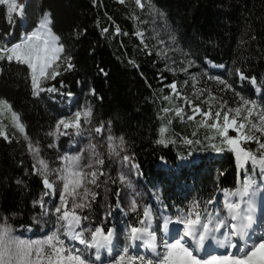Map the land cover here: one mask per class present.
<instances>
[{
  "label": "trees",
  "instance_id": "trees-1",
  "mask_svg": "<svg viewBox=\"0 0 264 264\" xmlns=\"http://www.w3.org/2000/svg\"><path fill=\"white\" fill-rule=\"evenodd\" d=\"M26 1V28L33 27L37 17L48 10L51 27L64 46L62 59L67 64L66 58L71 57L73 67L68 70L61 66L64 71L53 84H64L63 90L72 92L76 102L83 95L88 97L93 122L108 125L115 136L123 138L126 153L138 166L145 189L167 210L165 216L172 217L174 208L189 212L195 205L203 213L220 191L237 187L249 168L240 170L233 152H216L212 148V144L222 145L219 137L207 138L214 136L215 130L202 126L201 117L189 120L185 112L177 115L178 100L165 99L169 97L166 85L176 78L165 71L151 45L142 47L135 38L145 27L147 5L138 8L134 0ZM143 2L150 3L159 13L175 46L207 70L208 77L202 76L198 89L218 104L219 110L240 106L237 92L264 108V0ZM18 33L12 19H8L7 7L0 5V48L16 43ZM5 36H9L7 45L1 42ZM206 61L222 65L223 69H209ZM237 69L245 77L256 79L259 94L250 79H240ZM219 80L231 85V89ZM57 96L48 91L33 95L28 67L0 59V99L17 112L25 135L50 163L55 162L56 153L51 148L49 133L64 112ZM223 102L225 108H221ZM166 108L170 111L165 112ZM9 112L0 104V127L15 133ZM161 128L166 129L163 137ZM15 134L9 140L0 136V221L14 229H36L34 220L40 215L38 202L42 201L44 189L41 178L32 169L21 133ZM256 135L264 142V136ZM161 138L166 144L157 143ZM187 140L192 143H186ZM243 147L259 157L254 141L244 143ZM213 153L221 155L209 156ZM194 156L199 158L196 163L191 162ZM179 158L187 160L188 166L185 163L177 167ZM161 160L169 168L158 166ZM251 172H256L253 166ZM108 185L115 190L113 180ZM141 219L139 211L129 225L141 227Z\"/></svg>",
  "mask_w": 264,
  "mask_h": 264
},
{
  "label": "snow or ice",
  "instance_id": "snow-or-ice-1",
  "mask_svg": "<svg viewBox=\"0 0 264 264\" xmlns=\"http://www.w3.org/2000/svg\"><path fill=\"white\" fill-rule=\"evenodd\" d=\"M124 3V0H120ZM138 7L143 8L144 5L141 0H135ZM0 5L7 7V16L9 21L12 19V15L23 16L24 5L17 2V0H0ZM51 24V18L48 13H45L39 22L36 30L27 35L24 40L15 44L12 47L0 48V59H7L8 61H15L20 64H25L30 69V76L33 88V95H38L42 91L56 92L55 87L45 89L41 87V78L55 79L57 75H60L55 70L56 66L54 62L60 59L58 53L63 52L64 46L59 43V37L52 33L49 25ZM107 31V29H104ZM117 33L119 28H117ZM67 68L70 70L73 65L71 64V57L66 58ZM52 69L51 72L48 70ZM241 80L250 79L251 83L255 86L256 79L254 77H245L243 72L239 69L236 70ZM106 74V73H105ZM224 84L226 88L231 89V85L227 84L223 80L218 81ZM174 92L177 91L176 83L167 85ZM177 95L179 93L177 92ZM240 97L241 104L236 108H228L226 111L216 110L213 112L211 109L208 111H202L199 105H194L191 100L186 102L192 107L193 115H189V120L195 119V114H199L205 117V121L202 122V126L214 129L215 135L207 137L209 140H214L219 137L220 144L217 146L212 144V148L216 152H222L225 149L235 154L238 167H243L244 163L251 161L253 165H258L264 170V142H261L259 136L256 133H260L264 136V108H259L255 100L246 99L240 96V93H235ZM165 99H170L165 97ZM0 104L5 105L8 111H11L10 106L6 104V101L0 100ZM226 107V102L221 103V108ZM165 112L170 109H164ZM182 109L177 108L176 114L181 115ZM255 113L256 119L251 120ZM92 109L91 107H85L81 110H77L72 115L60 119L56 125V132L49 133V135H68L67 131L60 132L61 126L65 130L72 129L75 134L79 135L83 124H89L91 122ZM222 119V124L219 123ZM12 120L14 126L18 131L23 134L24 126L20 122L18 114L12 112ZM207 120H212L211 124L207 123ZM83 121V124L81 123ZM103 125L95 128L97 133H100L103 129ZM236 133L235 136L229 135V130ZM166 129L161 128L160 133L163 137ZM0 136L5 139L8 137L5 134L3 127H0ZM112 137H109L111 140ZM255 141L258 145L259 157L252 151L242 147V142ZM160 144H166L165 140L161 138L157 141ZM186 143L191 144V140H187ZM120 144L123 145V138L120 140ZM29 150L32 151L37 157L39 154L38 148L29 145ZM113 153L118 155L119 153ZM80 157H66L63 168L58 170L57 178L62 182V187L57 189L54 182L48 178L49 169L47 162L42 159H37V165H34V169L38 175L43 177L44 188L49 190L44 195L55 194L59 192L60 204L55 208V214L57 216V223L60 228L63 229L64 235L72 241L78 242L84 246V250L94 249L97 261L100 260V250L109 248L113 243V237L115 232L109 228L105 231L102 226H97L94 229L81 227L84 220L88 217L81 216L77 213L76 209H84L90 207V203L84 202L89 194L92 199H95L96 194L90 193L87 187H84L85 183L96 184L98 178L97 171L84 172L79 164ZM124 161H129L130 158L123 156ZM96 164L102 165L104 161L97 158ZM89 168L92 165H88ZM136 168L137 165H132ZM103 173H99L102 175ZM91 177V179H88ZM123 177L121 181L123 182ZM19 183V181H18ZM250 187L249 182L244 183V194ZM83 188V194H80L77 190ZM240 190L234 193L226 192V196L237 195ZM71 198V205L69 207V199ZM79 198L80 202H77ZM41 206L43 207L42 202ZM211 203V201H209ZM228 210V217L221 218L219 214L213 217L211 214H207L202 218V214L199 211L193 213L189 211L187 218H181L176 223L183 224V236L180 239H174L172 242L165 241L163 244V254L157 253L158 261L146 259L143 256H133L129 254V246L123 248V251L119 253L112 262V264H264V238H261L258 242H253L251 245H245V247L238 248V253L233 251H226V254H213L201 256L200 253L204 248L205 241L207 239H216L215 233L220 232L221 228H230V233H225V239L217 241L221 247L227 245L229 249H237V245L231 242V237H238L243 240L245 236L249 235L248 229L251 228L254 222L255 203L249 202L248 207L244 213L239 211L240 205L228 201L226 203ZM133 210H135V203H133ZM195 216L193 219L192 216ZM150 210L144 209V218L139 221L141 227H135L129 225L127 228V239L130 242L136 240H146V246L155 252V236L153 233L148 232L150 226ZM229 220L231 223H229ZM167 223L165 222V229L167 230ZM184 237H191L193 239V246H188L184 242ZM84 250L80 248L71 247L65 244V241L60 239L58 232H53L50 236L46 237L43 241H24L12 235V229L6 224H0V264H90L89 258L84 255ZM258 250L259 253L258 254Z\"/></svg>",
  "mask_w": 264,
  "mask_h": 264
},
{
  "label": "rangeland",
  "instance_id": "rangeland-1",
  "mask_svg": "<svg viewBox=\"0 0 264 264\" xmlns=\"http://www.w3.org/2000/svg\"><path fill=\"white\" fill-rule=\"evenodd\" d=\"M118 1L120 2V0ZM143 1L144 0H141L144 7L146 5L148 6V8H146L147 11L145 13V16L143 17V22L145 27L143 28V30H141V32L135 34V38L142 45V47H145L146 45H151V48L153 49L154 53L157 55L158 61L163 63V68L165 69V71L169 74V76L176 78V80L172 82V83H176L177 85L176 92H174L171 88L167 87L166 85L169 98H174L178 100L180 104V109H182L183 112L189 115H193V109L186 102V100H191L194 105H199L202 111H208L209 109H211L213 112H215L216 110H219V105L213 103L210 100V98L206 96L207 94L200 92L198 89L199 88L198 84L200 79H202V76L206 78L208 77L207 70L204 69L199 64L192 62L188 57L185 56V54L182 53V51H180L178 47L175 46L174 41L172 40L169 33L165 29L164 23H162L163 20L160 17L159 13L153 10L150 3L145 4V2ZM17 2L23 4L25 8V3L27 1L17 0ZM45 13L49 14V11L48 10L43 11L37 17L36 24L33 27L29 28V30L26 28L28 22L24 12H23V16H18L16 14H13L12 26L18 28L19 33H18L17 42L10 45L9 48L15 44L21 43L27 35H29L34 30H36L40 20L42 19ZM49 27L51 28L52 33L56 35L51 27V24L49 25ZM1 42L4 45H7V43L9 42V36L2 37ZM62 53L63 52L58 53L60 59L54 62L56 66L55 70L58 71L59 73L64 71V69L62 71L60 70L61 66L65 65L67 67V64L65 63L64 59H62ZM206 67L212 69V63H207ZM28 70H29V77L31 80L30 69L28 68ZM48 71L51 72L52 69H49ZM57 77L58 75L55 77V79ZM55 79L41 78V87L45 89L55 87L57 89L56 92H50L51 94L58 95L56 97L57 98L56 101L58 100L59 106L64 109L63 114L59 117L57 122L60 119L72 115L77 110H81L85 107H92L90 100L85 95H83L81 99L78 102H76L75 95L72 92L63 90V87L65 86L64 84H62L60 81L57 83L58 85L53 84ZM177 92L179 93V95H177ZM88 93L91 95L93 93V90H90ZM6 104L10 106V104L7 101ZM257 105L259 106V108H262L259 105V103H257ZM4 108L7 109L5 105ZM12 112L15 111L11 108V111L9 112L11 116H12ZM15 113L17 114V112ZM195 116L201 117L204 121L206 119L205 117H202L199 114H195ZM250 119L251 120L256 119L255 113L253 117H250ZM207 121L213 122L212 120H207ZM81 123L83 124V121H81ZM219 123L222 124V119L221 121H219ZM56 125L54 127L53 132H56ZM101 125L103 124L97 125L91 119V122L89 124H83L79 135L75 134V132L72 129L65 130L63 126H61L60 132L67 131L69 134L61 135L57 133L56 135H51L52 138L51 148L54 150V153H56L54 163L48 162L41 156L39 147L34 142H32L25 135V133L21 135L26 144L27 152L32 161L33 171L36 172L33 166L37 165V159H42L46 161L49 169L48 178L50 181L54 182L57 189L62 187V182L57 178V176H58V170L63 168L65 164L66 157L78 156L80 157L79 164L84 172H91V171L98 172V178L96 184H91V183L84 184V187H87L90 190V193L94 192L96 194L95 199L93 200L91 194H89V196L84 202L90 203V207H85L82 210L76 209V211L79 215L88 217L87 220L83 221L81 227L94 229L97 226H102L105 229V231L109 228L114 230L115 235L113 237V244L111 246V249L109 248L101 249L100 250L101 258L99 261H97L95 259L96 253L94 249L84 250L83 245H80L76 241L70 240L68 236L64 235L63 229H61L59 224L57 223V216L55 214V208L60 204L58 191H56L55 194H49V195L43 194L41 201L43 207L41 206L40 203L39 204L40 215L34 220V223L37 226L36 229L27 228L26 230H22V229H14L11 227L12 235L24 241H43L53 232H58L60 239L64 240L66 245L84 250V255L89 258L90 264H112L115 257L119 255L120 252L123 251L124 247L129 246L130 243H131V246L129 247L130 255L143 256L146 259L158 261L157 253L161 255L163 254L164 242L165 241L172 242L174 239H180L183 236L184 226L183 224L176 223V221L181 218H187L189 212H184L181 209L174 208L172 214L174 219H171L170 217H166L165 213L167 210L162 208L158 204L157 199L153 197L151 193L145 189L142 180L138 175L137 167L136 168L132 167V165H136V164L133 161V159L129 155H127L124 144L123 145L120 144L121 138L115 136L110 130V127L108 125H103L104 127L102 131L100 133H97L95 131V128L100 127ZM15 130L20 134L17 128ZM7 132L8 131H5V134L8 137L7 140H9L10 136L16 135L15 134L16 132L14 133L12 129H10V133ZM229 133L232 134L231 136L236 135V133L233 132L231 129L229 130ZM109 137H112V139L109 140ZM244 143L246 142H242V147ZM30 144L38 148L39 150L38 157L32 151L29 150ZM254 144L257 143L254 141ZM113 149H115V152L119 154L118 155L114 154ZM125 155H127L130 158L129 161L123 160V156ZM220 155H221L220 153H213L212 155L209 156L219 157ZM233 155L236 159L234 153ZM97 158L102 159L104 163L102 165L96 164L95 161ZM198 160L199 158L197 156H194L191 162L196 163L198 162ZM187 162H188L187 160L181 158L177 161L176 166L177 167L181 166ZM88 165H92V167L89 168ZM157 165L162 166L163 168H169V165L162 160L159 161ZM251 165L256 168L257 174L262 172L261 167H259L258 165H253L251 161H247L246 163H244L243 167H239V168L243 170L244 168L249 167V171L247 172L250 173L252 168ZM101 172L103 174L99 175V173ZM262 174L263 173H261V175ZM39 177L41 178L43 185V177L41 175H39ZM121 177L124 178L123 182L121 181ZM88 179H91V177H88ZM242 179L244 184L248 179V175H245ZM263 179L264 176H261L260 181L258 180L256 181V183L258 184L259 182L261 183L260 188L257 187L254 188L252 192L253 195L251 197H248V199H251L249 202L253 200V196L256 195L255 193L257 190L263 189L264 187ZM110 180H113V182L115 183L114 191H112L110 189V185H108ZM43 189H44V193L49 191L44 188V185H43ZM237 190L239 189H236L231 192L222 191L221 193H219L218 196L214 200H212L207 207H205V211L202 213V218L206 217L207 214H211V211L213 210L214 212H216L213 216L215 217L217 214L227 209L226 203L229 201V198L233 196H226L225 193L226 192L234 193L237 192ZM77 191L80 194H83V188H80ZM112 192H114V194H112ZM242 194H243V190H240V192L234 196L238 197L239 203L242 202V204L243 203L249 204L247 198L245 199V197H240L242 196ZM241 198H243L242 201ZM68 199H69V207H70L71 198L69 197ZM77 202H80L79 198L77 199ZM133 203H135V210H133ZM145 208H148L151 213L150 226L148 227V232L151 229V233H153L156 238L157 249L155 252L153 251V253L151 252L148 253L146 251L145 240L130 242L127 239L126 230L129 224L133 220H135L136 213L139 211L142 212L144 218ZM245 208L246 207L243 206V209ZM243 209L240 211L241 213H243ZM198 210H199V206L195 205L193 209H191L190 211L195 213ZM192 218L194 219L195 216L193 215ZM166 221H168L167 230L165 229ZM0 224H5V223L0 221ZM171 225L172 226L174 225L179 229V231L175 235H172L174 236L173 239H171L170 236L168 235L169 233H167L169 231L168 227H170ZM263 231H264V224L262 230L260 231L258 230L255 233L254 240L248 242L252 244L253 242H258L262 237L264 238ZM212 241L214 243L215 239H212ZM134 242L135 243L138 242V244L137 243L135 244ZM184 242L187 245L188 242L185 237H184ZM215 246L219 247L220 245L216 244ZM226 246L227 245H225V247ZM214 249L216 250V247H214ZM258 254H260L259 250H258Z\"/></svg>",
  "mask_w": 264,
  "mask_h": 264
},
{
  "label": "bare ground",
  "instance_id": "bare-ground-1",
  "mask_svg": "<svg viewBox=\"0 0 264 264\" xmlns=\"http://www.w3.org/2000/svg\"><path fill=\"white\" fill-rule=\"evenodd\" d=\"M215 65V64H214ZM256 195H254L253 196V200L252 201H254V203H255V209L256 210H259V208H260V206H261V202H260V200H262V197H263V193H255ZM249 197H251V196H249ZM255 197V198H254ZM251 199H248V201H250ZM251 201V202H252ZM255 210V211H256ZM256 216V213H254V217ZM255 219V218H254ZM230 221V220H229ZM262 221H264V213L262 212L260 215H259V223L257 224V227H256V230L258 229L259 231L260 230H262V225H261V223H262ZM169 229L168 230H171L172 231V233H171V236H170V238L171 239H173L174 238V236H172V235H175L178 231H179V229H178V227H176V226H170V227H168ZM251 228H252V226H251ZM251 228L250 229H248V232L251 230ZM150 231V230H149ZM254 231H255V228H254ZM264 232V231H263ZM221 234V232H218V236L217 237H220L221 238V240H224L225 238V235H220ZM263 238V237H262ZM136 241H138V240H136ZM231 242L232 243H235L236 244V242L232 239V237H231ZM135 243V242H134ZM137 244H138V242H136ZM135 243V244H136ZM214 247L215 246H213L212 244H210V239H207L206 241H205V244H204V248H203V250H206L207 252H206V254L205 255H201V256H206V255H212V254H226V251H233V252H236L237 254H239L238 253V248H240V246H237V249H229L227 246L225 247V249H224V251H220V252H218L217 250H215L214 249ZM201 254V253H200Z\"/></svg>",
  "mask_w": 264,
  "mask_h": 264
},
{
  "label": "water",
  "instance_id": "water-1",
  "mask_svg": "<svg viewBox=\"0 0 264 264\" xmlns=\"http://www.w3.org/2000/svg\"><path fill=\"white\" fill-rule=\"evenodd\" d=\"M245 80V79H244Z\"/></svg>",
  "mask_w": 264,
  "mask_h": 264
}]
</instances>
